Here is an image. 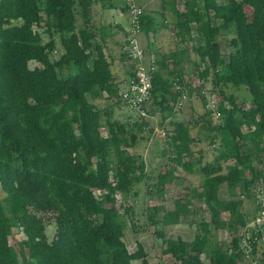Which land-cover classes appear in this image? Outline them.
I'll return each mask as SVG.
<instances>
[{
	"label": "trees",
	"instance_id": "obj_1",
	"mask_svg": "<svg viewBox=\"0 0 264 264\" xmlns=\"http://www.w3.org/2000/svg\"><path fill=\"white\" fill-rule=\"evenodd\" d=\"M93 1L0 0V184L36 264H133L138 258L151 264L141 243L131 251L124 239L125 215L138 194L135 185L146 178L143 155L128 148L144 137L148 123L121 121L110 106L91 99L107 92L120 100L104 35L98 38L92 27L78 26L77 11L89 23ZM162 6L171 11L172 28L182 39L196 23V51L204 64L200 78L211 74L213 92L223 97L221 121L214 126L218 134L211 136L217 145L213 163L193 167L204 154L194 156L190 122L173 121L171 164L157 174L158 191L182 177L179 168L198 170L202 188L195 187L192 195L207 204L210 219L200 222L193 239L168 238L164 252L179 264H238L243 257L238 235L227 245L214 241L211 222L219 226L229 212L228 226L246 223L242 195H251L264 175V0H162ZM222 27L235 31L228 52L218 39ZM142 29L156 30L147 13ZM56 36L62 51L53 58ZM182 52L155 58L160 68L152 74L151 103L163 119L175 107L172 77L183 76ZM229 83L246 85L251 104L226 94ZM222 183L230 198L221 194ZM189 204L187 197L177 198L162 220L178 221L191 212ZM47 218L56 224L51 240ZM11 234L0 199V264H25Z\"/></svg>",
	"mask_w": 264,
	"mask_h": 264
},
{
	"label": "rangeland",
	"instance_id": "obj_2",
	"mask_svg": "<svg viewBox=\"0 0 264 264\" xmlns=\"http://www.w3.org/2000/svg\"><path fill=\"white\" fill-rule=\"evenodd\" d=\"M128 1L138 3L136 0ZM161 2V0H155V2L153 3L157 6ZM138 4L141 5L140 3ZM129 5L130 4L127 3V9L124 12L120 11L121 15H125L128 21ZM180 6L183 7L181 3ZM161 9H164L163 6H160L159 10L155 11L150 10L149 6H146L147 11H145V13L152 15L155 19V24L157 25H169V31H167V26H164L162 28L163 32H161L158 37L162 40L166 38L168 39V51L165 54L171 53L173 51V48H175L174 46L180 41L179 45H177L178 47H176L179 49V51L180 48H182L181 52L183 51L181 53V58L183 60L182 63L185 64V66H183V75L185 78H189V80L191 81L189 98L186 101L185 105L182 108L174 107L173 113L170 116L166 117V119H163L160 110L153 112L151 99L146 104L148 110L147 115H141L137 110H134L121 103L120 100H118V96H109L107 92H103L100 95H97L95 98L91 99H93L100 107L110 106L113 111V116L121 121H128L130 123L142 120L147 121L148 124L144 126L145 129L143 131L144 137L139 138L134 147L128 148L130 152H136L143 155L146 163V178L135 185V188H138V194L136 197H132L130 199L132 203L129 201L133 206V210L132 212H129L125 215L126 227L124 239L131 251L137 250L138 243H141L148 253V259L151 264H179L175 257H173L169 253L164 252V248L166 247V240L170 237L176 238L178 236H185V238L194 237L195 231H198V229L200 228V222L202 220L208 221L210 219V214L208 212L207 204L201 201L199 197H195L193 201L195 211L188 213L186 216H184L183 219L186 225L184 224L181 229H179V227H175L173 229L166 230L165 226L161 223V221L163 220L160 217L162 196H164L165 198L168 197V206H173L176 198H184L189 194H192L195 187L198 188V190H201V184L196 185V183L197 180L198 183H201L202 177L199 178V176H196L195 174V176L191 178L192 174H190L189 179L186 177L183 178V180L185 179L184 183L186 182L188 184L183 183L179 186L167 184V186L164 187V191L160 192L158 191L159 186L157 183V174L159 172L158 169L163 162L171 163L170 161L172 150L170 148L171 134L173 133L174 128V120L190 122L191 133L196 137V140L193 141L192 144L194 156L204 154L202 155V160L199 162V165L196 164V166L198 167L202 164H206V159L209 162H214V157L217 154V150L215 149L217 145L211 143V136L218 134V131L214 128V126L220 123L221 115H219L218 113L216 114L214 111L211 112V110L207 108V101L201 90L203 88H206L211 91L217 100L218 107L219 101L223 97L221 93L217 94L213 92L211 74L205 80L203 78H200V71L203 69L204 64L202 63V61H200L199 52L196 51V47L200 43V36L196 29V23H192L193 31L191 32V34H186L185 39H182L180 36H177L175 32H173V28V31L171 30L170 26H174L171 11L168 10L166 12H163ZM111 12H113V10ZM77 13L79 15L78 18L80 22H82L83 16L81 12L77 11ZM234 35V29L222 27L218 35V39L221 43L223 52H228L231 49L230 41ZM43 36L44 40H47L49 38L48 33L44 32ZM178 38L179 40H177ZM151 39L153 41L155 37H152ZM56 40L57 48L52 53L53 58H57L62 51L60 41L59 38L57 39V36ZM140 42L141 44H144L141 40ZM159 48L160 47H157V49ZM121 54L124 56V59L121 60V55L119 57L118 54V57H116L115 59L116 61L114 63V69L124 75V67L126 66V64L127 66H130L133 61L128 56V53H126V51L124 50V47L123 53L121 52ZM149 57L150 53L147 52L146 59L148 60ZM118 86L119 94V90H121L125 86L121 82ZM224 90L226 94L234 93L237 102H245L247 106L251 104L253 95L246 85H235L233 83H229L225 85ZM224 104L229 105L227 99L224 100ZM217 138H220V136L217 135ZM218 141L220 140L218 139L217 142ZM200 149H202V152L200 151ZM196 166L194 168H196ZM179 169L183 174L186 171L185 168L182 167ZM183 174L182 176H184ZM178 178H176V182H174V184L177 183ZM222 187V192L226 193V184H223ZM165 190L166 194H168L167 196L164 193ZM253 192L254 190L252 191L251 195L244 196L247 201L245 206L249 212V208L251 205H249V200L251 199L250 197L252 196ZM7 195V191H5L0 184V199L12 224L11 241L14 243L15 248L20 255V258L25 262V264H36V261L29 256V250L27 246L22 243V240L26 237V233L21 227L16 225L15 218L13 217L10 205L7 200ZM226 195L229 194L226 193ZM99 196L103 197V191L99 192ZM118 197H120V195H118ZM242 208H244V206H242ZM229 220L230 213L224 212L222 214V221L219 226H216L211 222V233L214 241L217 240L219 243L221 242L226 245L229 244L233 236L238 235L242 226L245 225V223L243 224L237 222L234 225L228 226ZM46 231L49 240H51L56 232V224L53 219L47 218ZM160 231H163L164 234L161 235L159 233ZM257 249L258 251L256 252V255L261 261V259L263 258L262 256H264V245L262 242L258 244ZM202 257L203 259L208 258L207 254L205 253L202 254ZM242 262L243 261L240 260L238 264H243ZM133 264H143V261L141 258L134 259Z\"/></svg>",
	"mask_w": 264,
	"mask_h": 264
},
{
	"label": "built area",
	"instance_id": "obj_3",
	"mask_svg": "<svg viewBox=\"0 0 264 264\" xmlns=\"http://www.w3.org/2000/svg\"><path fill=\"white\" fill-rule=\"evenodd\" d=\"M129 4V28L123 47L133 63L129 66L130 74L127 84L119 90V99L121 103L137 110L141 115H147L146 104L152 97V74L159 68V65L153 58L146 59V48L140 42V33L143 30L142 15L145 10L142 5L136 2L132 1ZM173 88L178 93L175 107L182 108L189 98L191 81L184 75L173 77ZM201 91L206 98L207 108L221 115L214 94L206 88ZM253 190L256 211L242 226L238 234L239 248L243 253V264L260 263L259 257L254 253V247H258L260 242L264 245V175ZM232 250L233 248L230 247L229 251Z\"/></svg>",
	"mask_w": 264,
	"mask_h": 264
},
{
	"label": "crops",
	"instance_id": "obj_4",
	"mask_svg": "<svg viewBox=\"0 0 264 264\" xmlns=\"http://www.w3.org/2000/svg\"><path fill=\"white\" fill-rule=\"evenodd\" d=\"M138 3H140L143 7L144 10H146V6H149L150 10H159L160 6L162 7V2L159 3V5H155L153 2H155V0H136ZM162 1V0H161ZM219 1H224V0H219ZM127 3H129L128 0H94L92 2L91 5V15H90V20L89 23H86L83 17L82 22H80L79 18H78V13H77V22H78V26H90L92 27L94 30H96L97 32V37L101 38L103 35L105 37L106 40V49L107 51L110 53V55L112 56V58L114 59V63H115V59L116 57H118L117 55L119 54V57L121 55V60L124 59L123 55L121 54V52L123 53V46L125 43V38L126 35L128 34L127 29L129 28V21L127 20L125 15H121L120 11L124 12L127 8L126 5ZM157 4V3H156ZM80 9V8H79ZM113 10V12H111ZM162 10V9H161ZM163 12H166L164 10H162ZM150 15V14H149ZM151 17H153L152 15H150ZM126 18V19H125ZM154 18V17H153ZM126 20V21H125ZM154 26L156 27V30L151 29L148 33L146 32V30H142V32L140 33V40L144 43L143 45L146 48V51L148 53H150V57L149 58H153L155 60L156 57H160L161 55L165 54L168 50V39H159V34L161 32H163V27L167 26V31H169V25L164 24V26H159L157 24H155V19H154ZM171 30H172V25L170 26ZM173 31V30H172ZM174 32V31H173ZM155 37V39L152 41L151 38ZM103 38V37H102ZM151 40V41H150ZM179 40V38L177 39ZM180 43V41H179ZM176 44L173 48V50H179ZM177 46V47H176ZM157 47H160L159 49H157ZM181 47V46H180ZM182 48H180L181 50ZM146 52V53H147ZM125 55V54H124ZM149 60V59H148ZM183 62V60H182ZM159 68H160V64ZM127 66V64H126ZM124 67L125 69V74L123 75L121 72L117 71L116 69H114V64H113V69L116 75V81L118 82V85L121 83L124 84V86L127 84V80L129 78V74H130V69H129V65L127 67ZM181 66H185L184 63L181 64ZM184 68V67H183ZM166 72V71H165ZM157 153V152H156ZM170 153V152H169ZM207 163L209 162L206 159ZM197 162V163H196ZM194 162L193 167L196 166V164L198 165V161ZM171 163L168 162H163L162 165L159 167V171L163 166H167L170 167ZM181 167V166H179ZM197 167V166H196ZM186 170V169H185ZM178 174L181 173V175L183 174L182 171H177ZM190 174H192L191 178H193V176H199V178L201 177V175L198 173L197 170H194V172L186 170L185 173L183 174L184 176L179 177L177 179V183L174 184V182H176V178L174 179H170L168 181H166L163 185L164 187L167 186V184H171V185H176L179 186L181 184L184 183L183 178H188L190 177ZM187 180V179H186ZM195 181V180H194ZM184 184H188V183H184ZM201 183H197L196 185H200ZM226 184V183H222ZM221 185V187H222ZM227 190L226 193L229 194V190H228V186L226 184ZM223 187L221 188V194L227 198H230V195H226V193L222 192ZM165 195L167 196L168 194H166V190H165ZM245 195H242L243 198V204L242 206H244V208H242V210L245 212V218L248 220L253 213L256 211V206L254 203V199H253V194L250 197L251 199L249 200V205H250V212L247 210L246 208V199L244 198ZM189 200H190V204H189V208L191 210V212L195 211L194 210V198L195 196H193L192 194H189L188 196H186ZM181 198V197H180ZM185 198V197H184ZM177 199V198H176ZM176 199L174 202V205L172 206H168V197L165 198L164 196H162V205L160 206V217L162 218V215L165 213L166 210H171L175 208V204H176ZM187 214H182L179 218L178 221L175 222H164L161 221V223L165 226V229H173L175 227H179V229L182 228V226L185 224V222L183 221L184 216H186ZM186 225V224H185ZM195 234L194 236L196 235ZM185 238V236H182ZM190 238H194V237H190ZM190 238H186V239H190Z\"/></svg>",
	"mask_w": 264,
	"mask_h": 264
}]
</instances>
